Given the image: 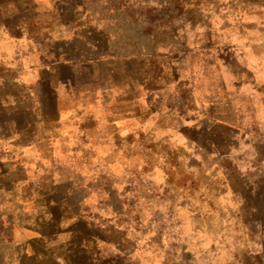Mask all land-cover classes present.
<instances>
[{
  "label": "rangeland",
  "instance_id": "rangeland-1",
  "mask_svg": "<svg viewBox=\"0 0 264 264\" xmlns=\"http://www.w3.org/2000/svg\"><path fill=\"white\" fill-rule=\"evenodd\" d=\"M77 2L0 91V264H264V0Z\"/></svg>",
  "mask_w": 264,
  "mask_h": 264
},
{
  "label": "crops",
  "instance_id": "crops-1",
  "mask_svg": "<svg viewBox=\"0 0 264 264\" xmlns=\"http://www.w3.org/2000/svg\"><path fill=\"white\" fill-rule=\"evenodd\" d=\"M77 3V0H0V91L14 92V84L20 85L18 90L24 91V85L28 87L31 81V64L27 60L36 50L31 51L33 37L30 32L25 33L24 28L32 23L38 25L37 12L49 11L52 17V12L56 15L58 11V25H69L73 12L79 9ZM65 12L69 17L63 14ZM15 96L14 93L13 100L9 95L0 96L1 118H14V102H20ZM22 118H25L24 114Z\"/></svg>",
  "mask_w": 264,
  "mask_h": 264
}]
</instances>
